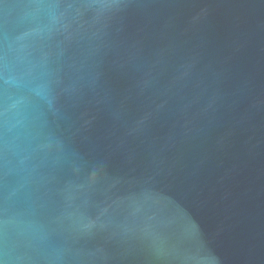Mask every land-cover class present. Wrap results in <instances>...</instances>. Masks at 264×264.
<instances>
[{
  "label": "water",
  "instance_id": "water-1",
  "mask_svg": "<svg viewBox=\"0 0 264 264\" xmlns=\"http://www.w3.org/2000/svg\"><path fill=\"white\" fill-rule=\"evenodd\" d=\"M0 264H264V0H0Z\"/></svg>",
  "mask_w": 264,
  "mask_h": 264
}]
</instances>
